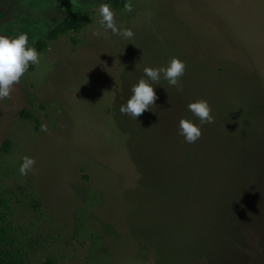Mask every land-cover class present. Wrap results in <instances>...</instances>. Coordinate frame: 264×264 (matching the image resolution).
Instances as JSON below:
<instances>
[{
    "label": "rangeland",
    "instance_id": "1",
    "mask_svg": "<svg viewBox=\"0 0 264 264\" xmlns=\"http://www.w3.org/2000/svg\"><path fill=\"white\" fill-rule=\"evenodd\" d=\"M100 3L0 0V34L48 44L0 100V196L24 264H264V0H133L112 9L128 39L104 33ZM72 13L81 30L48 41ZM174 56L178 87L161 79L150 110L120 113L144 67ZM198 99L213 122L189 144L178 123H199Z\"/></svg>",
    "mask_w": 264,
    "mask_h": 264
},
{
    "label": "clouds",
    "instance_id": "2",
    "mask_svg": "<svg viewBox=\"0 0 264 264\" xmlns=\"http://www.w3.org/2000/svg\"><path fill=\"white\" fill-rule=\"evenodd\" d=\"M125 11H132L130 4L125 5ZM98 14L100 17L99 25L105 34L111 32L112 35H118L125 39L133 36L130 28L116 24L115 13L108 3H100ZM93 35H100V32L94 31ZM39 63L40 54L34 44L29 41L27 33L0 34V100L10 96L13 85L21 82L30 64L37 65ZM185 68V62L175 56L168 61L166 66L144 67L143 75L130 89L131 95L125 103L120 105V113L136 119L144 111L150 110V106L154 104L157 98L154 86H157L159 81L163 79L170 86L178 87ZM187 109L199 123L193 119L182 117L178 123V133L186 143L192 144L200 138L201 126L212 123L213 117L210 114L211 106L205 99L190 102ZM41 130L45 131V126L42 125ZM34 164V158L24 156L19 166L20 175L24 176L31 172Z\"/></svg>",
    "mask_w": 264,
    "mask_h": 264
},
{
    "label": "trees",
    "instance_id": "3",
    "mask_svg": "<svg viewBox=\"0 0 264 264\" xmlns=\"http://www.w3.org/2000/svg\"><path fill=\"white\" fill-rule=\"evenodd\" d=\"M132 1L133 0H107V3L110 5V7L113 10L122 11L125 10V5L131 4ZM82 21H83V16L80 13L70 14L61 24L56 26L49 33L48 41L55 42L59 38L65 37L71 32H75V33L79 32L82 27ZM45 48H48L47 42L39 43L36 46L37 51H42ZM235 182H237V180H235ZM263 192H264V188L262 191V196H263ZM261 200L262 201H260V206L262 208L264 206V199ZM6 204L7 203L5 202L4 198L0 196V264H24L25 253L20 248H18L17 243L13 238L11 227L7 220L8 214L7 212H5L7 207ZM262 216H264V211ZM262 216L261 218L258 219V221H256L255 228L253 230L255 233L258 234H260V232L264 230V225H263L264 218ZM232 221H234L233 218ZM260 239L263 243L264 232L260 234ZM243 243L244 242L241 241L240 246L245 250L246 244ZM43 264H55V262L52 260H48Z\"/></svg>",
    "mask_w": 264,
    "mask_h": 264
}]
</instances>
